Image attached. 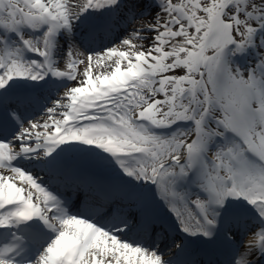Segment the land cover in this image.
Instances as JSON below:
<instances>
[{"label": "snow or ice", "instance_id": "1", "mask_svg": "<svg viewBox=\"0 0 264 264\" xmlns=\"http://www.w3.org/2000/svg\"><path fill=\"white\" fill-rule=\"evenodd\" d=\"M0 264H264V0H0Z\"/></svg>", "mask_w": 264, "mask_h": 264}, {"label": "bare ground", "instance_id": "2", "mask_svg": "<svg viewBox=\"0 0 264 264\" xmlns=\"http://www.w3.org/2000/svg\"><path fill=\"white\" fill-rule=\"evenodd\" d=\"M151 17H146V19H150ZM135 43H137V44H140V42L139 41H135ZM143 42H141V44H142ZM144 44H147V43H144ZM82 58V57H81ZM61 68H63L64 67V64H63V62L59 65ZM81 67V70H82V68H83V66H80ZM79 78V77H78ZM70 86V85H69ZM47 117L46 116H42V117H40L39 118V120H41V122L44 120V119H46Z\"/></svg>", "mask_w": 264, "mask_h": 264}, {"label": "rangeland", "instance_id": "3", "mask_svg": "<svg viewBox=\"0 0 264 264\" xmlns=\"http://www.w3.org/2000/svg\"><path fill=\"white\" fill-rule=\"evenodd\" d=\"M151 19V18H150ZM145 35H147V36H152L153 34L152 33H146ZM140 42V44H141V42H143L142 44H144V43H148V41H143V40H141V41H139ZM134 43H135V41H134ZM146 45V44H145ZM63 69V68H62ZM70 86H72V85H70ZM5 174H7V173H5Z\"/></svg>", "mask_w": 264, "mask_h": 264}]
</instances>
